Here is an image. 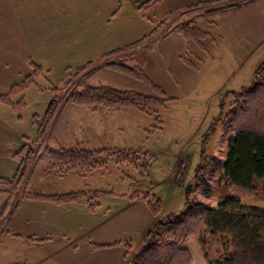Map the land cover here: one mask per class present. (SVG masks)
I'll use <instances>...</instances> for the list:
<instances>
[{"label": "rangeland", "instance_id": "obj_1", "mask_svg": "<svg viewBox=\"0 0 264 264\" xmlns=\"http://www.w3.org/2000/svg\"><path fill=\"white\" fill-rule=\"evenodd\" d=\"M243 4L248 5L230 9ZM1 27L18 33L8 37L17 50L11 55L17 57L8 70L0 68V76L8 77L0 83L2 92L17 87H23L17 93L39 91L31 109L38 114L47 111L50 100L55 105L49 121L42 119L41 146L33 142L37 134L25 144L19 172L0 182L6 202L15 205L6 215L0 212V254L7 249L6 257L20 262L46 254L42 264H100L104 254L124 253L122 264H130L147 234L167 215L188 206L216 208L233 194L217 167L228 155L236 93L253 84L264 62V0H0ZM184 29H198L208 37L188 40L181 34ZM117 63L141 69L163 95L110 67ZM86 86L168 101L144 113L69 100ZM61 150L93 152L95 167L65 170L47 154ZM127 152L132 162H120L118 153ZM257 190L256 197L242 200L244 208L264 211V182H257ZM73 193L84 194L70 203L28 197ZM92 204L98 205L94 212ZM154 204L160 207L157 212ZM146 213L154 223L145 234ZM14 215L21 225L10 229ZM9 229L15 236L2 238ZM46 234L52 243L38 248L42 252L22 244ZM203 238L211 254L222 250L224 241L208 235L201 242L182 239L179 247L192 258L195 251L204 257ZM162 239L175 244L172 234ZM103 242L111 247L101 246ZM64 244L69 250L62 253ZM52 253L56 259H49Z\"/></svg>", "mask_w": 264, "mask_h": 264}, {"label": "trees", "instance_id": "obj_2", "mask_svg": "<svg viewBox=\"0 0 264 264\" xmlns=\"http://www.w3.org/2000/svg\"><path fill=\"white\" fill-rule=\"evenodd\" d=\"M248 4L237 5L230 9ZM181 34L185 39L197 42L208 37L205 32L198 29H184ZM110 67L129 77L139 78L157 93L163 95V91L141 69L123 63L113 64ZM254 77L250 87L236 93L235 113L230 115L228 122L232 134L229 140L228 155L226 160L217 167L221 179L232 188L233 194L224 197L216 208L188 206L179 214L167 215L166 220L159 221L156 228L147 234L143 247L131 257L130 264H191L193 261L191 253L180 248L179 242L191 237L198 238L201 242V237L205 235L219 237L224 241L222 250L214 254L207 250L209 244H206L207 241L204 238L202 243L199 242L200 246L202 244L201 251L207 264H264V211L247 209L242 206L243 199L258 195L257 182H264V62L259 65ZM22 88L17 87L14 92L1 95L0 102L17 107L18 105L9 97L21 91ZM69 100L82 106L133 107L144 113H151L152 106L163 107L168 101L159 102L158 98L105 86H86L82 91L71 93ZM54 105L50 100L46 113L43 116H34L33 124L39 132L44 129L41 126L42 119L49 121L48 115L52 114ZM260 110L263 113H260ZM211 131L212 127L208 135ZM106 152L104 150L102 154ZM47 154L55 161L61 162L64 169L69 171L77 168L91 170L96 164L93 161L95 153L86 150L49 151ZM125 154L119 155L118 153L117 156H120L118 160L132 162L128 159L131 158L130 154ZM204 162L205 157L202 156L196 172L197 177ZM0 192L5 193L1 189ZM83 194L73 193L69 194L70 196L60 197L31 194L28 197L34 200L70 203L75 202ZM97 206L92 204L89 208L94 211ZM158 207L154 204L153 211L157 212ZM168 234H172L175 244L162 239Z\"/></svg>", "mask_w": 264, "mask_h": 264}, {"label": "crops", "instance_id": "obj_3", "mask_svg": "<svg viewBox=\"0 0 264 264\" xmlns=\"http://www.w3.org/2000/svg\"><path fill=\"white\" fill-rule=\"evenodd\" d=\"M10 33L12 36H15L16 34H18L15 31L11 32L8 28H2V27L0 28V49H1L0 50V68L2 69L5 66L7 70L10 67V61H11V65H13L12 61H15L17 57L16 56L14 58L15 55H11V52L15 54L17 50L15 47L13 46L11 47V42H9V38H8ZM18 36L19 35H17V37ZM5 58L7 59L4 60ZM22 65L23 64L20 65V63H18L16 66L20 67ZM7 78L8 77H4L1 75L0 83L8 81ZM38 92L39 91L37 90L29 88V90L27 89L20 93H17L16 97H14V99L12 100L13 102H15L16 105H18L17 107L10 106L6 103L0 102V182L12 179L19 172V166L22 163L21 156L23 155V151L26 149V147H28L25 144L31 141L32 138H35V135L40 133L35 128V125L33 124V118L35 115L43 116L46 112H43L44 114L43 113L38 114L31 110L33 109L32 107H33L34 101L40 99L39 96L42 94ZM1 95H5V94L0 89V96ZM28 96L30 97V99L27 98ZM49 100L50 99H48V101ZM18 101H22L24 102V104L22 106H19ZM38 137H39V134L37 136V140L34 139L33 142L35 143L37 141L36 142L37 144L40 142V146H41V141L38 140ZM51 147L56 148L55 145ZM5 195H6L5 193L0 192V197L4 198V202L2 201L0 203V212H5V215H6L9 213V211L11 212L13 206L15 205L6 202L7 199L5 198ZM132 202L134 204L136 203L135 201H132ZM83 209L90 211L88 208V205H84ZM91 212H94V211H91ZM113 218H117V216ZM16 219H17V215L16 216L14 215V217L12 218V221L9 222L8 224V228L11 229L13 226L21 225V222H19V224L16 223ZM67 219H69V216L67 217ZM112 219H108L105 222L110 223ZM145 219H146L145 222H142V225H144L142 227L144 229V233L146 234L152 228L153 223H154V218H153V215H151L150 213H146ZM99 228H101V225L99 226ZM10 229L7 235L4 234L2 238L6 236H7L6 238H12V236L13 237L15 236L16 233L11 232L12 230L10 231ZM103 229H104V226H103ZM9 233H12V234L10 235ZM49 237L50 236L46 234V235H42L40 239L36 238L34 240H31L30 238H26V239L23 238L24 241L22 242V244L24 246V243H25L27 245V249L29 250L32 249V247L34 246V250L36 251L41 250L42 252V249H38V248H41L43 246L44 247L48 246V248H50V243H52V241L50 240ZM67 240L68 239H66V241ZM26 241L30 244V246L26 243ZM101 246L105 248L111 247V246H108L107 243L105 244L104 242L102 243ZM61 249L63 250L62 253L65 251H68L69 244H64L60 246V250ZM6 251L0 254V264H42L40 260H45V261L47 260L46 254H44L42 257L39 254V257L38 255H34L33 257L24 256L25 258L22 259L20 262L18 259L13 260V259H16V256L10 255L9 257H6L7 256ZM108 252H111V251H108ZM195 252H196L195 254L196 257H193V260H194L193 264H207L204 257H202L201 253H199L198 251H195ZM16 253H17V256L20 258L19 251L14 252L15 255ZM54 253L50 254V258L49 257L48 258L56 259V256ZM95 254L96 253H89L88 255L95 256ZM104 255L105 256L102 257V261L100 264H122L123 258H125L124 253L123 254L118 253L116 255L114 254L113 255L104 254Z\"/></svg>", "mask_w": 264, "mask_h": 264}, {"label": "water", "instance_id": "obj_4", "mask_svg": "<svg viewBox=\"0 0 264 264\" xmlns=\"http://www.w3.org/2000/svg\"><path fill=\"white\" fill-rule=\"evenodd\" d=\"M188 188H189V186H188ZM188 188H187V190H188Z\"/></svg>", "mask_w": 264, "mask_h": 264}]
</instances>
